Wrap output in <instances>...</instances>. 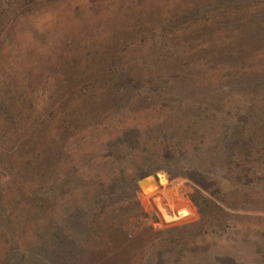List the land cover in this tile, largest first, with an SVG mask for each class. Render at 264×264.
I'll return each instance as SVG.
<instances>
[{"label": "rangeland", "instance_id": "1", "mask_svg": "<svg viewBox=\"0 0 264 264\" xmlns=\"http://www.w3.org/2000/svg\"><path fill=\"white\" fill-rule=\"evenodd\" d=\"M0 264H264V0H0Z\"/></svg>", "mask_w": 264, "mask_h": 264}, {"label": "trees", "instance_id": "2", "mask_svg": "<svg viewBox=\"0 0 264 264\" xmlns=\"http://www.w3.org/2000/svg\"><path fill=\"white\" fill-rule=\"evenodd\" d=\"M138 131V128H135L133 130V135L127 132L118 137V149L121 148L126 149V151H128L127 153H125V156H123L124 160L140 157L143 155L144 152L147 151L148 146L140 148L138 142H136V140L134 141ZM151 148L153 149L154 154V157L151 158V161L155 164V166L147 170L141 169L142 177L153 175L163 170L167 171L172 177H180L186 175V172L184 171L186 166H180L178 164L179 158L181 157L183 159L184 156H186L185 153H187L188 151V147L182 144L181 141H178L174 138H171V140H169L168 136L161 132L160 136L155 140ZM175 151H178L181 154L179 155L180 157H177L175 155ZM97 177H99L101 188L104 190V192H102L103 195L107 196L108 200H111V197L113 195L112 189L114 188V185L110 182L106 183L107 175L103 171H99ZM126 193H128L126 194V197H128L127 195L134 197L135 201L134 203L130 202V199L128 197V200L125 202L126 207L119 206L118 210L120 213L127 215V218H129L127 219L128 221H132L133 223L137 222L139 224L142 219L146 218L147 216L143 212V209L141 208L137 199V180L132 182V186L129 187L128 192L126 190ZM193 201L199 206V208L201 207L198 198L193 197ZM108 206L110 207V205ZM109 219L110 218H108L107 220Z\"/></svg>", "mask_w": 264, "mask_h": 264}]
</instances>
